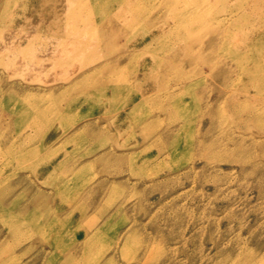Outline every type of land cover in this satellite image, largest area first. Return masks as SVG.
I'll use <instances>...</instances> for the list:
<instances>
[{
    "label": "rangeland",
    "instance_id": "rangeland-1",
    "mask_svg": "<svg viewBox=\"0 0 264 264\" xmlns=\"http://www.w3.org/2000/svg\"><path fill=\"white\" fill-rule=\"evenodd\" d=\"M86 1L0 0V264H264V126L240 122L256 103L264 125V93L232 55L264 60V0H220L214 47L176 17L192 2L126 0L155 40L134 50L142 22L111 23L88 57L114 73L75 76L85 51L65 49L64 20ZM89 1L82 18L107 0ZM152 53L172 69L151 71Z\"/></svg>",
    "mask_w": 264,
    "mask_h": 264
},
{
    "label": "bare ground",
    "instance_id": "bare-ground-1",
    "mask_svg": "<svg viewBox=\"0 0 264 264\" xmlns=\"http://www.w3.org/2000/svg\"><path fill=\"white\" fill-rule=\"evenodd\" d=\"M188 1H189V3L192 2L191 6H193V7H190L187 10L176 11V17L178 18V20L180 22L183 20L189 21V28L192 29L191 31H195V34L193 35V39L195 40L194 42H197L196 45L199 44V42H200V34L201 33L211 31L212 32L211 36L208 35V40H209L208 45H210V46L213 45V47H214V45L216 43V39H217L216 38L217 28L212 27V25L209 22L212 19L217 21L219 10L225 8L223 1H220V0H188ZM91 3L93 5V2H91L89 0L84 2L81 6H79V9H77V11H75V13H73V14H75L74 16H72L71 11H70L66 20H64V23L66 25L65 36H67L69 38L73 35L77 38V42H75V43H73V42H71V43L69 42L67 44L65 43L66 44L65 49H67L68 46L71 45L73 50L76 49L75 51H77V50H81V51L84 50L85 51L84 54L82 55L81 59L78 61V68H77V72H76L75 76H80L81 74L87 75V74L93 73L98 69L99 66L102 70H105L107 75L110 76V74L112 75L114 73L115 69L108 66L107 62L106 63H102V62L95 63L94 60H90V57H88L91 53L94 55H98V53L100 54V50L98 47H101V45H103V43L106 42V37H108V36L114 37L115 36L113 33H112V35L106 34V32L104 30L109 29L111 26V23L113 25H116L121 20L123 22H125V21L128 22V24L142 22L141 27L143 28V30L140 31V33L138 35L133 34V35H130L128 38H126V42H127L126 45L132 46V49L136 50V47H138V45H142V44L144 46L147 45L145 43V41H146V37H148V35L149 36L151 35L150 39L155 40V39H153L154 36L152 35L150 30H152L151 27L156 25V21H154L153 17H149V16L145 17V15H144L145 12L142 8L135 9L133 6H131L130 2H128L126 0H109V1L107 0L106 3L104 4V7H101L100 10L97 12L96 17L82 18L81 17V11H83L82 9L84 8L86 11H90V6L87 4H91ZM248 3L249 2H247V0H236L235 5H237L240 8H243L244 6L246 7V5H248ZM219 4H221V6ZM253 4L254 3H252V5ZM68 6L70 8H75L73 5H68ZM95 10L97 11V9H95ZM200 10L202 11V14L204 13V18L202 19V17H201V19H199L196 23L195 18L198 17V13ZM107 14L114 15V20L112 22L107 21V20H106L107 22L105 21V15H107ZM244 14H242L240 16V17H244V18H240L237 20L235 19L236 21L233 23L234 27H237V24L239 23V21H242L245 18H248L247 14H245V15ZM80 17L83 20H81V22L78 23V21H80V19H81ZM191 17H193L192 22H190ZM62 23L60 22V24H62ZM79 24L80 25L82 24L83 28L78 27ZM162 26L166 27L167 25H162ZM198 28L200 30H198ZM101 31H103V32H101ZM238 31L241 33V36L239 37L237 42L239 44H241L243 42H248V38H250V34L248 33V28L245 30H242L240 27L238 29ZM169 36L170 35H168V37H165L164 39L161 38L159 40V42H160L159 44L165 45L167 41L171 40V39H168V38H171ZM223 36H225V34ZM228 37H229V33H226V38H228ZM100 38H102V39H100ZM172 42H173V40H172ZM220 43H222V42H220ZM115 45L117 47H119V45H117L116 43H113V46H115ZM222 45H224V43ZM67 50H69V49H67ZM138 50H141V49H138ZM171 51L172 52L170 53V49H168V55H166L168 58L171 57L172 59H175V58H179L181 56L182 57L184 56L183 55L184 54L183 49H179L177 51H173V50H171ZM261 54H260V60L262 58ZM232 55H234L236 57V60L237 59L239 60V64L241 66V71L244 75H246L247 79L245 80L246 82L244 85H246L248 83L253 84V82H255V84L257 83L256 87L260 88L261 92L264 93V76H260V75L264 74V60L261 61V63L259 64L256 61V58H250L247 54L241 52L239 49H236V50L234 49V51H232ZM121 57L122 56L116 57L115 61L117 62L118 59ZM142 62L144 64H146V61H142ZM242 62H243V64H241ZM249 62L251 65L253 64L254 66H257L256 69L252 70L251 65L249 66ZM148 63L150 64V70L151 71L152 70H155V71L165 70V72L167 73L173 67L172 64L168 65L166 63L158 62L157 55L155 53L151 54V57H150ZM106 69H109V70H106ZM147 69H149V68H147ZM165 72H164V74H165ZM224 73H226V71ZM164 74L161 73V75H164ZM188 74H189V72H186V73L182 74V76L179 75V77H185ZM161 75H157V76L156 75H154V76L150 75V76H153V77H150L151 79H153V81H151L152 86L149 85L148 88H150V89L153 88V83H155V81L157 82L156 77L161 78ZM139 76H141V74ZM146 77L149 78L148 76H146ZM256 78H259V80L255 81ZM80 81H81V79L78 80L77 82H80ZM158 82L163 85V81L160 80L159 78H158ZM86 85H87L86 87H84L85 85L83 87L87 88L89 93H94L95 92L94 90H96V92H98V91H100V89H102L104 91L106 87L111 86V85H107V84L104 85L103 83L102 84L98 83V86H97V84H94V83L93 84L87 83ZM74 86H76L75 83H74L73 87ZM164 86H166V85H164ZM81 87L82 86L80 85V88ZM97 101H99V100H96V102ZM245 103L246 102H244L242 104L245 105ZM255 104L256 103H253L251 106L249 105L248 107H246V106L243 107V108H249V107H251V108L248 110L244 109L245 110L243 113L244 115L241 117V121H240L242 124H245V125L250 126L252 128L264 126L263 124H261V122H260L261 118L258 116V114L253 112L255 110V106H256ZM36 110L40 111V109H38V108ZM241 111H243V110H241ZM34 114H35V112H34ZM100 131H101V129H100ZM100 131L98 133H100ZM28 152L30 153L31 151H27L26 153H28Z\"/></svg>",
    "mask_w": 264,
    "mask_h": 264
}]
</instances>
